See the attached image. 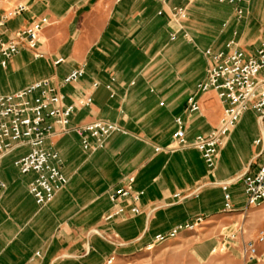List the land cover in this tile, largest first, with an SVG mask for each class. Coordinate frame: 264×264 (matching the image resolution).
Segmentation results:
<instances>
[{"label": "crops", "instance_id": "1", "mask_svg": "<svg viewBox=\"0 0 264 264\" xmlns=\"http://www.w3.org/2000/svg\"><path fill=\"white\" fill-rule=\"evenodd\" d=\"M185 5L183 0H0V17L26 8L0 27L3 42L35 19H47L39 37L41 57L21 49L0 68V96L50 80L62 106L92 100L74 110L65 133L56 127L45 142L58 154L67 178L46 206L38 207L28 194L34 175H20L13 165L30 148L21 145L2 159L0 264L115 262L178 226L197 218L209 223L227 213L225 194L239 217L248 212L264 217V203L247 209L243 186L234 181L255 173L262 161L253 142L263 126L254 112L244 113L229 134L212 175L197 150L166 149L173 146L176 119L187 141L218 126L223 105L216 92L197 91L208 65L203 52L226 51L232 41L246 56H255L264 41V0L240 4V18L233 5L196 0L176 29L171 10ZM58 59L63 62L55 65ZM77 70L82 76L63 85ZM190 98L198 111H187ZM96 121L122 132L111 135L103 149L85 152L75 130ZM127 178L143 193L140 214L106 223L108 193L122 188ZM257 251L258 264H264V244Z\"/></svg>", "mask_w": 264, "mask_h": 264}, {"label": "built area", "instance_id": "2", "mask_svg": "<svg viewBox=\"0 0 264 264\" xmlns=\"http://www.w3.org/2000/svg\"><path fill=\"white\" fill-rule=\"evenodd\" d=\"M183 1L185 6L171 10L170 20L177 26L186 20L187 6L196 0ZM216 1L219 4L235 6L236 16L238 18L242 16L243 12L239 5L246 0ZM25 10L24 6H18L1 16L0 27ZM46 25V18H38L17 32L13 39L6 42L0 40V68L5 69L8 62L21 49L33 52L37 58L41 57L38 53L39 37ZM181 29L180 27L176 32ZM176 32L171 35V40L175 38ZM225 48L226 51L218 52L204 50L203 56L208 61L206 76L197 85L198 92L215 91L223 105L218 126L208 134L198 135L191 141H187L182 122L176 119L177 131L173 135V146L166 149L170 151L183 148L197 150L207 167L208 174L212 175L216 168L219 151L226 144L229 134L244 113L254 112L263 126L260 136L253 142L259 149L256 157L261 158L262 161L255 173H246L234 181L240 182L243 186L246 208L255 209L264 203V41L260 44L255 56H246L232 41ZM62 62V59H58L54 64L58 65ZM82 74V70L74 71L62 81V84L75 83ZM96 86L94 84L93 88ZM106 89L111 91V85H107ZM91 101L90 97H85L70 106H62V97L50 80H41L15 93L0 96V167L2 159L19 146L27 145L30 148V152L16 160L13 165L20 175H34L27 191L38 207H44L52 202L56 194L67 184L58 154L47 149L45 142L52 136L56 127L61 133H65L74 110L77 107L89 106ZM187 104L188 112L198 111L199 107L193 98H190ZM119 132L122 131L115 124L102 121H96L85 128L75 130L81 139V148L85 152L103 149L108 138ZM155 151L159 152L160 149ZM133 182V178H127L122 188L108 193L111 208L104 216V222L132 218L140 214L137 204L143 193L133 190ZM3 189L5 184L0 182V190ZM223 191H226V186L223 187ZM224 199L225 212L231 213L229 195L225 194ZM202 225V218H197L193 222L178 226L167 234L156 236L145 249L152 250L183 233H195ZM243 232V226H240L237 234ZM261 244H264V229L258 232L254 240H242L241 253L244 264H258L257 247ZM113 261V258H109L104 264H112Z\"/></svg>", "mask_w": 264, "mask_h": 264}, {"label": "rangeland", "instance_id": "3", "mask_svg": "<svg viewBox=\"0 0 264 264\" xmlns=\"http://www.w3.org/2000/svg\"><path fill=\"white\" fill-rule=\"evenodd\" d=\"M248 213L243 217L223 213L212 222H204L195 233L180 234L152 250L143 248L112 264H244L242 240H254L264 228V217ZM240 226L244 232L237 234Z\"/></svg>", "mask_w": 264, "mask_h": 264}]
</instances>
